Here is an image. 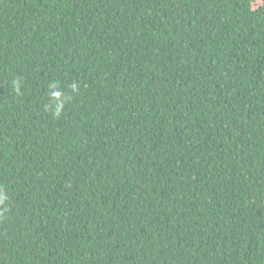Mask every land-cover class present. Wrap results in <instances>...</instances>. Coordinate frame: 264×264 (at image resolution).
<instances>
[{"label":"trees","instance_id":"1","mask_svg":"<svg viewBox=\"0 0 264 264\" xmlns=\"http://www.w3.org/2000/svg\"><path fill=\"white\" fill-rule=\"evenodd\" d=\"M0 264H264V0H0Z\"/></svg>","mask_w":264,"mask_h":264},{"label":"clouds","instance_id":"2","mask_svg":"<svg viewBox=\"0 0 264 264\" xmlns=\"http://www.w3.org/2000/svg\"><path fill=\"white\" fill-rule=\"evenodd\" d=\"M5 199L6 197H4L3 195H0V204H3Z\"/></svg>","mask_w":264,"mask_h":264}]
</instances>
